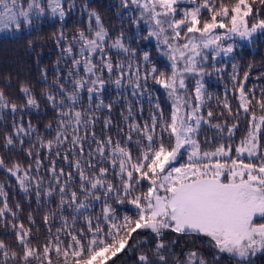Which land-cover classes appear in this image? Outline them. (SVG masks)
Wrapping results in <instances>:
<instances>
[{"label":"snow or ice","instance_id":"obj_1","mask_svg":"<svg viewBox=\"0 0 264 264\" xmlns=\"http://www.w3.org/2000/svg\"><path fill=\"white\" fill-rule=\"evenodd\" d=\"M74 7V0H0V31L30 28L46 15L64 21ZM120 7L135 28L131 40L122 29L113 36L92 10L63 49L66 74L43 94L55 127L40 135L31 122L13 120L2 136L6 151L20 145L26 163L0 156V171L26 197L53 207L42 218L41 241L32 214L26 227L21 204H10V185L0 183V264H108L142 231L158 242L139 264L176 257L164 251L167 232L207 237L216 264L221 254L254 264L264 254V87H247L249 73L239 80L233 65L236 107L226 92L217 110L207 104L204 77L224 72L216 61L234 52L236 38L264 34V0H120ZM137 40L154 44L163 68L150 50L133 47ZM150 81L164 90L167 111ZM111 89L123 100L120 124L112 119L115 102H105ZM20 92L24 105L0 89V122L6 112L39 108L29 87ZM206 129L215 130L212 138ZM175 264L208 261L192 249Z\"/></svg>","mask_w":264,"mask_h":264},{"label":"trees","instance_id":"obj_2","mask_svg":"<svg viewBox=\"0 0 264 264\" xmlns=\"http://www.w3.org/2000/svg\"><path fill=\"white\" fill-rule=\"evenodd\" d=\"M68 2H72V0H68ZM74 3L75 7L68 12L63 22L58 20L36 22L30 29L22 30L16 36L0 38V89H3L10 100L18 105H24L26 97L20 92V88L21 86H27L31 89L39 104V108L29 109L25 107L23 111L16 114L4 113L6 119L0 122V156L5 157L9 164L13 160H21L26 163L24 152L19 150V144L12 152H8L3 148L2 136L6 131H11L13 120L22 121L25 126H27L28 122H31L40 135L46 134V126L48 124L51 123L55 127L56 112L44 99L43 94L48 91H55L53 81L56 76L58 74H66L68 67V64H66L67 54L63 49L71 43V38L76 34L77 30L86 29L88 11L95 10L98 12L105 27L113 36L118 35L122 29L129 37V40L133 37L134 26L129 24L127 15H119V13L124 12L120 7V0H74ZM85 5L88 6L87 11L85 10ZM61 33L67 39L58 41ZM137 44L143 47L144 50H150L156 66L163 68L165 60L156 52L154 44H147V42L137 40L133 43V47H136ZM216 63L218 67L224 69V72L217 74L213 71L210 76L204 77L205 90L212 97L211 100L207 101V104H210L213 109H217L218 101L216 98L219 97L222 100L227 92L229 101L233 109H235L237 101L233 97V81L231 80L233 65H236V74L239 80H243L245 72L249 73L247 87L250 88L253 85L264 87V79H257L258 77H264V34L257 35L248 44L234 43V52L226 60L220 59ZM149 87L153 89V95L159 97L162 107L167 111L169 101L164 90L152 85L151 81L149 82ZM105 96L106 103L109 101L115 102L112 119L114 124H120V112L124 110L123 100L117 96L116 91L113 89L106 92ZM144 107L145 109L148 108L146 100ZM99 115L103 117L107 113H100ZM100 126L98 124L97 128L99 129ZM205 131L207 136L212 138L215 130L206 129ZM239 131L240 133L244 131L243 124ZM35 136L36 134H33V143L35 142ZM236 139H239V133ZM28 140L29 138L25 137V150L28 147ZM0 183L10 185L7 188L10 204L13 207L16 202L21 204L23 211L20 216L26 227L28 226L29 213L32 214L36 222V230L33 235L38 236L42 241L46 235L42 218L53 205L45 201L38 205L34 194L30 198L26 197L23 192L19 191L16 184L12 182V178L6 177L3 171H0ZM5 231L6 229L3 225H0V234ZM0 238L6 237L0 235ZM162 239L167 245L164 250L165 253L169 250L176 253V257L169 256V264H175L174 260L176 258L182 259L184 253L192 249L201 252L207 259L208 264H216L213 259L216 253L203 236H187L167 232ZM157 242L158 239L149 231L134 234L133 239L129 241V246L109 260L108 264H139V255L142 253L152 255ZM219 264H233V261L226 254H222L220 255ZM254 264H264V262L255 260Z\"/></svg>","mask_w":264,"mask_h":264},{"label":"rangeland","instance_id":"obj_3","mask_svg":"<svg viewBox=\"0 0 264 264\" xmlns=\"http://www.w3.org/2000/svg\"><path fill=\"white\" fill-rule=\"evenodd\" d=\"M67 15H68V13H67ZM67 15H66V17H67ZM54 20H58L60 22H63V21H61L59 19V17H52L51 15H46L45 17H42V18H38V19L37 18H34L33 19V24L36 23V22H48V21L49 22H52ZM26 29H30V28L25 27V28H22L20 31H15V30H11V31H0V38L7 37V36H9V37L16 36V35L20 34L22 32V30H26ZM257 35H259V33L256 34V35H254L251 40H253ZM251 40H240L239 38H236L235 41H234V43H237V44H248ZM228 57H224L222 55L221 57H219L217 59V61L220 60V59L226 60ZM162 58L165 60V64H166L167 63L166 59L164 57H162ZM113 90L115 91V89H113ZM204 238H206L208 240L207 237H204ZM253 259H254V261L255 260H259L260 262H264V254H258ZM174 263H175V260H174Z\"/></svg>","mask_w":264,"mask_h":264}]
</instances>
